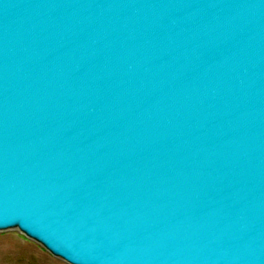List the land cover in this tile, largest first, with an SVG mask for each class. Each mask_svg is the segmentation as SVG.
I'll use <instances>...</instances> for the list:
<instances>
[{"label": "water", "instance_id": "obj_1", "mask_svg": "<svg viewBox=\"0 0 264 264\" xmlns=\"http://www.w3.org/2000/svg\"><path fill=\"white\" fill-rule=\"evenodd\" d=\"M72 264H264V0H0V229Z\"/></svg>", "mask_w": 264, "mask_h": 264}, {"label": "rangeland", "instance_id": "obj_2", "mask_svg": "<svg viewBox=\"0 0 264 264\" xmlns=\"http://www.w3.org/2000/svg\"><path fill=\"white\" fill-rule=\"evenodd\" d=\"M0 264H72L18 227L0 229Z\"/></svg>", "mask_w": 264, "mask_h": 264}]
</instances>
